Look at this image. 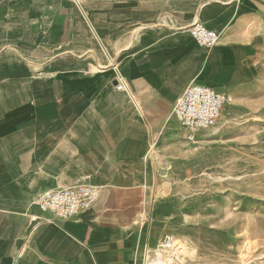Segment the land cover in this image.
Instances as JSON below:
<instances>
[{"label":"crops","instance_id":"crops-1","mask_svg":"<svg viewBox=\"0 0 264 264\" xmlns=\"http://www.w3.org/2000/svg\"><path fill=\"white\" fill-rule=\"evenodd\" d=\"M232 1L0 0V264H134L129 191L174 131L175 100L192 83L238 98L228 77L251 53L257 0ZM197 21L219 34L211 49L189 34ZM86 181L88 210L30 221L48 218L38 193Z\"/></svg>","mask_w":264,"mask_h":264},{"label":"rangeland","instance_id":"rangeland-1","mask_svg":"<svg viewBox=\"0 0 264 264\" xmlns=\"http://www.w3.org/2000/svg\"><path fill=\"white\" fill-rule=\"evenodd\" d=\"M236 1L240 11L250 3L229 5ZM244 30L251 53L228 77L237 100L230 96L217 125L195 142L173 114L174 131L151 141L141 159L129 191L132 250L145 234L155 250L169 233L181 246L172 264H264V0Z\"/></svg>","mask_w":264,"mask_h":264},{"label":"built area","instance_id":"built-area-1","mask_svg":"<svg viewBox=\"0 0 264 264\" xmlns=\"http://www.w3.org/2000/svg\"><path fill=\"white\" fill-rule=\"evenodd\" d=\"M78 2V0H76ZM188 32L199 46L211 49L217 44L219 34L207 28L202 22H195L188 28ZM115 76L114 88L124 92L133 99L125 77L118 67L112 69ZM230 101V96L218 92L208 85L200 83L189 84L178 96L173 104V114L184 131L188 142H195L197 133L215 127L219 121L224 106ZM92 185L74 183L68 186L48 189L38 193L32 204L40 213L47 214L42 219L39 215H29L31 222H55L74 218L88 210L95 201ZM136 250L134 264H146L153 247L149 242V234H145ZM174 246V238L165 233L159 243L163 250Z\"/></svg>","mask_w":264,"mask_h":264},{"label":"bare ground","instance_id":"bare-ground-1","mask_svg":"<svg viewBox=\"0 0 264 264\" xmlns=\"http://www.w3.org/2000/svg\"><path fill=\"white\" fill-rule=\"evenodd\" d=\"M216 32V31H215ZM218 41V40H217ZM204 47V46H203ZM206 48V47H205ZM114 86V85H113ZM115 89V88H114ZM231 100V98H230ZM230 102V101H229ZM228 102V103H229ZM227 103V104H228ZM225 109V107L222 109L221 111V114H220V119H221V116L223 114V110ZM93 190H94V193H95V196L97 197L98 196V193H99V189L95 186H93ZM177 245V244H176ZM175 247V246H174ZM181 248V246H176L174 249H172L171 251L168 250L167 252L168 253H162L159 249V247L157 249L154 250V253L153 255L150 256V258L148 259L147 263L146 264H167V261L169 264H172L173 263V255L176 253V251ZM162 249V248H161ZM166 252V250H163ZM173 254V255H172ZM176 259V258H175Z\"/></svg>","mask_w":264,"mask_h":264},{"label":"water","instance_id":"water-1","mask_svg":"<svg viewBox=\"0 0 264 264\" xmlns=\"http://www.w3.org/2000/svg\"><path fill=\"white\" fill-rule=\"evenodd\" d=\"M112 83L115 84L116 83L115 80H113Z\"/></svg>","mask_w":264,"mask_h":264}]
</instances>
